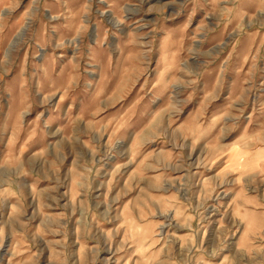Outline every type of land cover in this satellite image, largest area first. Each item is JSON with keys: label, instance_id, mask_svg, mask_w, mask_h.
I'll return each mask as SVG.
<instances>
[{"label": "rangeland", "instance_id": "rangeland-1", "mask_svg": "<svg viewBox=\"0 0 264 264\" xmlns=\"http://www.w3.org/2000/svg\"><path fill=\"white\" fill-rule=\"evenodd\" d=\"M0 264H264V0H0Z\"/></svg>", "mask_w": 264, "mask_h": 264}]
</instances>
